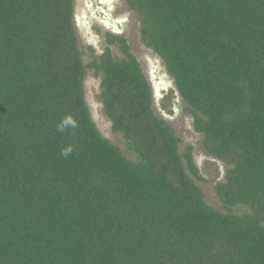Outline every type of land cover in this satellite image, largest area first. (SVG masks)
<instances>
[{"label":"trees","instance_id":"obj_1","mask_svg":"<svg viewBox=\"0 0 264 264\" xmlns=\"http://www.w3.org/2000/svg\"><path fill=\"white\" fill-rule=\"evenodd\" d=\"M125 2L227 166L224 211L125 37L86 65L75 0H0V264H264V0ZM89 69L135 159L93 121Z\"/></svg>","mask_w":264,"mask_h":264},{"label":"rangeland","instance_id":"obj_2","mask_svg":"<svg viewBox=\"0 0 264 264\" xmlns=\"http://www.w3.org/2000/svg\"><path fill=\"white\" fill-rule=\"evenodd\" d=\"M84 0H76V14L80 17L79 11L84 8ZM115 16L126 18L124 24V37L127 39L130 45L132 53L136 56L140 62L145 75L150 82L153 81L152 71L156 74L155 76L162 79L163 82L175 86L173 77L168 73L163 61L156 55V53L148 49L142 42L141 39V26L140 19L137 13L131 11L125 0H120L119 6L116 9ZM114 16V17H115ZM77 36L79 40L80 48L83 52V60L86 65L98 58L100 53L106 47L105 38L102 33L96 31H89L86 28L76 26ZM95 46V47H93ZM94 48L92 52L90 49ZM111 50L113 56L116 59H122L124 56L118 45H112ZM101 75H97L94 70L89 69L85 77V94L86 101L91 112L93 121L95 122L98 130L102 136L113 144L119 146L123 152L131 159H135L132 153L127 152L125 140L120 133L113 130L112 122L105 115L103 110V103L101 100ZM173 97L172 92L169 93L159 107L154 101V110L156 114L167 120V122L173 127L177 136L181 139L180 151L184 152L185 148L189 145L194 146V157L195 164L200 170V176L203 180L195 179L196 184L203 190L206 202L213 208L224 211L223 203L215 192V187L218 183L225 180V173L227 166L224 165L220 160L209 156L204 149L202 144V135L197 133L193 126V117L186 111V103L181 99L179 106V113L174 115L173 112L165 111L168 108V103ZM168 114L167 118L165 115ZM233 212L235 214H242L248 212V209L244 206L238 205L234 207Z\"/></svg>","mask_w":264,"mask_h":264},{"label":"flooded vegetation","instance_id":"obj_3","mask_svg":"<svg viewBox=\"0 0 264 264\" xmlns=\"http://www.w3.org/2000/svg\"><path fill=\"white\" fill-rule=\"evenodd\" d=\"M120 0H84V8L82 10L79 9L81 15L80 17L77 16L76 11V0H75V11H74V21L76 26H82L86 28L89 31H96L97 33H102L103 37L106 41V47L103 50L101 54H103L107 47H110L112 45L108 44V35L113 34L115 36L122 37L124 35V24L126 23V18H121L119 16H115L116 9L119 6ZM126 3V2H125ZM77 8V9H76ZM115 16V17H114ZM80 19L77 21V19ZM124 37V36H123ZM95 47V46H93ZM93 51L95 50L92 48ZM99 55V56H100ZM156 74H154L155 76ZM153 79V77H152ZM162 79H159L157 77V81H152L150 83L153 93V100L156 102V104L161 107V104H163L164 98L172 92L173 97L171 101L168 103V108L165 111H171L174 113V115H177L179 112V106L181 103L180 96L178 95L175 88L170 87L168 91L164 88L165 85H162L159 87L158 84H161ZM150 82V81H149ZM155 82H157L155 84ZM168 84V83H167ZM156 88H160L162 98L159 99L157 97V94L155 93ZM155 89V90H154ZM168 114L165 115L167 118Z\"/></svg>","mask_w":264,"mask_h":264},{"label":"water","instance_id":"obj_4","mask_svg":"<svg viewBox=\"0 0 264 264\" xmlns=\"http://www.w3.org/2000/svg\"><path fill=\"white\" fill-rule=\"evenodd\" d=\"M79 20H80V19L78 18L77 21H79ZM159 58H160V57H159ZM165 67H166V66H165ZM166 69H167V68H166ZM167 71H168V70H167ZM168 73H169V72H168ZM154 74H155V73L152 71V75H153V83H154V81H157V77L154 76ZM173 81H174V80H173ZM161 82H162L161 84H158L159 87H161L162 85H165L164 88L166 89V91H168V90L170 89V87H173V88L176 89L178 95L180 96V94H179V92H178V90H177L176 85H175V86H172L171 84H167L166 82H163V81H161ZM150 83H152V82H150ZM156 83H157V82H155V84H156ZM174 83H175V81H174ZM154 90H155V89H154ZM155 93L157 94V97H158L159 99L162 98L160 88H156ZM180 98H181V96H180Z\"/></svg>","mask_w":264,"mask_h":264},{"label":"clouds","instance_id":"obj_5","mask_svg":"<svg viewBox=\"0 0 264 264\" xmlns=\"http://www.w3.org/2000/svg\"><path fill=\"white\" fill-rule=\"evenodd\" d=\"M73 126H75V125H73ZM59 130H60V131H63L64 129H63V127H60ZM70 152H71V148H68V149H66V150H63L61 154H62L63 156H65V157H67V156L70 154Z\"/></svg>","mask_w":264,"mask_h":264}]
</instances>
